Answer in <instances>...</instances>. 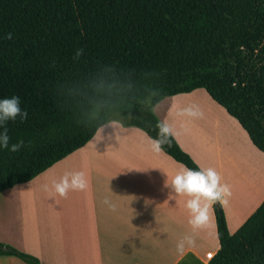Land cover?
<instances>
[{
	"label": "trees",
	"instance_id": "trees-1",
	"mask_svg": "<svg viewBox=\"0 0 264 264\" xmlns=\"http://www.w3.org/2000/svg\"><path fill=\"white\" fill-rule=\"evenodd\" d=\"M196 89L264 152V0H0V192L117 121L205 187L219 240L209 264H264V201L229 234L214 183L153 113ZM0 255L39 264L1 242Z\"/></svg>",
	"mask_w": 264,
	"mask_h": 264
},
{
	"label": "crops",
	"instance_id": "crops-1",
	"mask_svg": "<svg viewBox=\"0 0 264 264\" xmlns=\"http://www.w3.org/2000/svg\"><path fill=\"white\" fill-rule=\"evenodd\" d=\"M215 185L229 234L264 201V152L204 89L153 108ZM0 242L39 264H209L219 249L203 184L144 131L108 122L26 183L0 192ZM0 264H27L0 255Z\"/></svg>",
	"mask_w": 264,
	"mask_h": 264
},
{
	"label": "built area",
	"instance_id": "built-area-1",
	"mask_svg": "<svg viewBox=\"0 0 264 264\" xmlns=\"http://www.w3.org/2000/svg\"><path fill=\"white\" fill-rule=\"evenodd\" d=\"M212 257H213V254H211V253L207 254V258L211 259Z\"/></svg>",
	"mask_w": 264,
	"mask_h": 264
}]
</instances>
